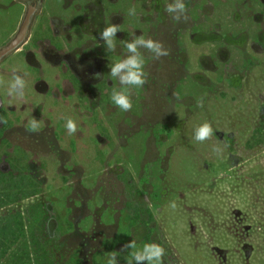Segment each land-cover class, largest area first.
Listing matches in <instances>:
<instances>
[{
	"label": "rangeland",
	"instance_id": "rangeland-1",
	"mask_svg": "<svg viewBox=\"0 0 264 264\" xmlns=\"http://www.w3.org/2000/svg\"><path fill=\"white\" fill-rule=\"evenodd\" d=\"M0 1V22H5L14 9L11 0ZM124 3L129 6L128 0ZM237 14L246 12L228 0L216 16L219 32L226 26L234 30ZM160 17L157 30L169 34L171 25ZM243 25L253 27L249 20ZM157 40L169 54L158 60L144 54L158 106L140 109L144 112L138 117L132 107L133 116L118 121L104 145L94 136L101 129L95 121L88 123L91 137L75 154L76 187L59 175L50 156L48 181L41 189L52 194L27 200L0 195V228L17 212L24 211L27 220L26 233L0 264H104L110 253L123 264L131 259L132 250L124 247L130 239L137 248L160 244L162 264H264V52L231 47L226 69L210 73L201 63L215 55L218 44H190L178 51L171 47V37L158 34ZM233 78L239 83L231 84ZM182 84L188 87L183 101L163 96L175 95L173 88ZM205 122L211 135L195 141V129ZM107 150L108 164L102 161ZM67 152L70 157L68 147ZM135 208L139 217L130 226ZM236 208L254 227L247 240L254 247L249 263L240 249L246 234L233 227Z\"/></svg>",
	"mask_w": 264,
	"mask_h": 264
},
{
	"label": "flooded vegetation",
	"instance_id": "flooded-vegetation-1",
	"mask_svg": "<svg viewBox=\"0 0 264 264\" xmlns=\"http://www.w3.org/2000/svg\"><path fill=\"white\" fill-rule=\"evenodd\" d=\"M128 1L126 7L125 0H11L10 9L12 7L14 13L9 20L0 22V195L22 196L21 200H27L28 197L52 194L51 189L41 187L47 184L50 169L46 166L53 159L59 165V175L69 179L71 187H76L75 157L78 146L88 141V123L95 121V126L101 129V134L94 136L98 144L104 145L109 141L107 133L118 121L123 123L136 109L135 116L144 112L140 109L148 112L158 106L155 103L157 93L153 94L148 77L143 87L133 90L131 95L132 102L139 101L132 106L135 110L119 111L110 101L111 90L119 84L108 78V64L121 57L120 39H130L128 33L156 39L158 34L166 35L171 37V47L178 51L190 44H218L215 55L201 63V67L208 68L210 73L216 72L217 68L226 69L232 57L231 47H244V51L257 54L264 52V0H234L246 14L241 17L237 14L234 30L226 26L222 33L216 16L228 0H184L186 11L178 21L163 9L167 0ZM2 4L0 1V6ZM206 5L211 7L209 14L205 11ZM129 8H137L138 12L129 16ZM164 16L171 25L169 34L157 30L161 23L158 18L162 20ZM245 20L253 27L242 26ZM106 23L118 24L122 29L117 32L115 52L108 55L98 35V30ZM16 39V44L9 48ZM238 39L243 42L239 43ZM217 62L223 66L217 67ZM96 73H100V77ZM16 75L25 81L22 95L9 94ZM238 81L229 80L231 84H238ZM186 88L183 84L176 85L173 88L175 95L163 96L183 101L188 97L184 94ZM67 119L76 123L75 133H67L64 127ZM103 158L102 161L108 164V150ZM233 211L236 233L240 230L246 234L240 249L249 263L254 256V247L247 240L254 227L245 221L248 217L243 210L236 208ZM19 213L23 221H27L24 211ZM135 213L136 216L129 220L130 226L139 217L137 208Z\"/></svg>",
	"mask_w": 264,
	"mask_h": 264
},
{
	"label": "clouds",
	"instance_id": "clouds-1",
	"mask_svg": "<svg viewBox=\"0 0 264 264\" xmlns=\"http://www.w3.org/2000/svg\"><path fill=\"white\" fill-rule=\"evenodd\" d=\"M164 10L174 20L178 21L186 11L185 2L184 0H167ZM127 14L134 16L136 14L135 8H129ZM120 30L122 29L115 23H106L102 29L98 30L99 41L102 42L107 55L115 52L118 39L117 32ZM128 36L130 39H120L123 49L122 55L108 64L109 70L107 72L108 78L119 84V87H114L111 90L110 101L119 111L123 112L129 111L133 106L131 99L133 90L142 88L146 83L144 52L150 53L151 58L156 60L169 54V50L160 40L145 38L142 34L135 32L128 33ZM95 75L100 77L101 74L96 73ZM24 87V79L16 75L11 82L9 94L22 95ZM197 103L199 105L200 101ZM64 127L68 134L77 131V125L72 119H67ZM211 133V126L205 122L195 129L193 138L195 141L202 142L208 139ZM171 206L174 207L175 205ZM124 247L132 250L131 259L128 260L127 264H162L165 250L156 242L144 243L142 247L137 248L135 240L130 239ZM104 264H119L117 254H108Z\"/></svg>",
	"mask_w": 264,
	"mask_h": 264
},
{
	"label": "trees",
	"instance_id": "trees-1",
	"mask_svg": "<svg viewBox=\"0 0 264 264\" xmlns=\"http://www.w3.org/2000/svg\"><path fill=\"white\" fill-rule=\"evenodd\" d=\"M0 233L5 239L0 241V261L7 254L11 245H14L16 241L25 233L24 221L20 213H17L11 220H8L0 228ZM11 238V242L8 239ZM33 259V258H32ZM33 264V263H28Z\"/></svg>",
	"mask_w": 264,
	"mask_h": 264
},
{
	"label": "water",
	"instance_id": "water-1",
	"mask_svg": "<svg viewBox=\"0 0 264 264\" xmlns=\"http://www.w3.org/2000/svg\"><path fill=\"white\" fill-rule=\"evenodd\" d=\"M27 24V22L25 23V25ZM24 30L25 29H23V31L21 32V34H20V36L18 37V39L22 36V34H23V32H24ZM18 39H16L10 46H9V48H12L13 47V45H15L16 44V42H17V40Z\"/></svg>",
	"mask_w": 264,
	"mask_h": 264
}]
</instances>
